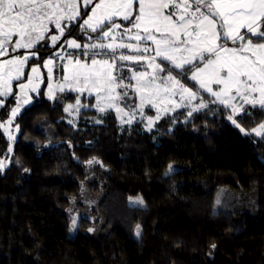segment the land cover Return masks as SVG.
<instances>
[{"label": "trees", "instance_id": "1", "mask_svg": "<svg viewBox=\"0 0 264 264\" xmlns=\"http://www.w3.org/2000/svg\"><path fill=\"white\" fill-rule=\"evenodd\" d=\"M71 98L33 94L9 156L0 127V162L11 157L0 172V264H264V138L221 107L168 114L151 131L90 110L74 127ZM253 113L238 119L251 127L264 118ZM137 196L143 205L129 201Z\"/></svg>", "mask_w": 264, "mask_h": 264}, {"label": "snow or ice", "instance_id": "2", "mask_svg": "<svg viewBox=\"0 0 264 264\" xmlns=\"http://www.w3.org/2000/svg\"><path fill=\"white\" fill-rule=\"evenodd\" d=\"M81 8L86 18L81 17ZM121 21L127 22V26ZM73 24L85 32L89 40L94 38L92 33H97L95 39L99 42L81 44L74 38L64 40L61 48L66 45L81 49V56L88 59L65 57L59 51L54 53L61 60L67 59V65L63 66L64 83L57 88L63 92L65 83L71 81V91L89 95L94 92V106L101 113L114 108L122 122L127 116L126 122L131 124L135 112L126 113L118 104L128 95L127 91L119 90L131 88L139 95L141 114L146 103L157 109L155 118H147L150 130L160 116L158 102L163 99L171 102V97L177 94L182 101L191 102L197 97V92L186 87L182 79L196 81L200 89L215 98L213 103L218 101L230 108L232 115L228 119L234 124V115L244 104L264 109V0H0V57H7L0 59V97L13 94L12 82L24 76L30 57L41 59L36 46L43 41L41 47H46L50 41L54 48L57 47ZM118 37L119 43L116 42ZM125 38L136 43H124ZM118 49H127L137 55L117 54ZM19 50L27 51L12 55ZM101 56L107 58H98ZM122 62L144 63L151 71L129 68L132 75L127 77ZM53 64L52 58L43 63L48 69L49 80ZM39 72L40 67L33 65L27 82L18 84L16 107L11 110L6 124H0L6 132L21 104L29 103L28 92H37L34 80L39 79ZM161 92L167 94L166 97L162 98ZM48 97L56 99L51 83L48 84ZM237 99L242 101L239 106L232 103ZM3 104L0 100V107ZM81 107L87 105H82L77 97L75 104H68L64 111L79 113ZM205 107L207 104L201 97L199 108ZM16 127L19 130V125ZM252 131L264 136V123ZM13 139L9 135V140ZM8 151H12L11 147ZM94 162L98 163L88 161L89 164ZM3 167L4 163L0 162V170ZM171 170L172 165H169ZM129 201L133 205L144 204L140 196L129 197ZM72 226L75 227L74 219ZM135 234L140 235V225L136 226Z\"/></svg>", "mask_w": 264, "mask_h": 264}, {"label": "rangeland", "instance_id": "3", "mask_svg": "<svg viewBox=\"0 0 264 264\" xmlns=\"http://www.w3.org/2000/svg\"><path fill=\"white\" fill-rule=\"evenodd\" d=\"M85 10L83 8H81V17L84 15ZM82 18H86V16L82 17ZM121 23H123L125 26H127V22L121 21ZM119 31V30H118ZM94 38L89 40L88 39V35L85 32H82L75 24L70 26V32L66 31L64 37L61 38V40L58 42V44H64V40L66 38H74L77 40L78 43L84 44V43H96L99 42L95 39V37L98 35L97 33H92L91 34ZM15 39V38H14ZM105 42H109V41H105ZM117 43L121 42L119 37L117 38ZM124 43H136L135 41H128L127 38H125L123 40ZM45 42H41V44H44ZM41 44H38L36 46V48L40 49V51L44 52V54H41L39 51V56L41 57L40 60H37L35 57H30V59L27 62V65L24 68V76L21 77L20 81H13L12 82V92L13 94L8 95L7 97H0V100L4 101V104L2 107H4L6 105V103L8 102V99L10 97H12L14 94H16L15 96V103L13 108L16 107V97L19 95V88H18V84L21 82H27V76L31 74V67L33 65H38L40 67V72H39V79L38 80H34V83H36L38 85V90L37 92H39V90L41 89V87H45V95L48 97V84L51 83L52 87H53V91H54V95L55 97L59 96L62 93H66L68 95H72V98L70 101L65 103V107H67L68 104H75V99L77 97L80 98L81 100V104L82 105H87V107H81L79 113H76L75 111L72 112V114H69L68 112H65V118L66 121L74 126V127H78L79 123H80V117L82 115L83 111H90V110H95L99 115H104L105 113H107L108 111H112L115 116L117 117L120 125L122 128L126 127V126H132L135 125L136 123H139V125L146 131H151L154 130L156 128V124L157 122L164 116L171 114L173 115L174 113H176L177 111L183 110L185 111L184 116H183V120H187L188 118H190L195 112H200L203 111L205 109H209L212 107H221L225 110L227 117L229 115H232V111L230 108L225 107L224 105L220 104L218 101L213 103L212 101L215 99L214 97H212L208 92L204 91L203 89L199 88V84L196 81H192L191 79H188L187 81L185 80H181L182 83L185 84L186 87L191 88L193 91L197 92V97L193 100H191V102H189L188 100H181L179 94L172 96L171 97V102H168L166 99H163L161 102H158V107L160 108V116L159 119H155L154 123L151 127V129L149 130V128L147 127V118L148 117H153L155 118L157 116V109L153 108L151 106H149L147 103L144 106L143 109V114H141L138 106L140 104V98L139 95L133 91L131 88L129 89H120L119 91H127L128 95L127 97H125L123 100L119 101L118 104L120 107H122L124 109V112L126 113H131V112H135L134 118L132 120V123L129 124L127 123V116H124L123 119L125 122H122L120 116H118V114L116 113L114 108H110V109H106L105 112L101 113L100 111H98V109L94 106L96 104V99H95V93L93 92L92 95H89L87 92H84L83 94L78 93L76 91H71L69 90V86L71 85V81L65 83V91L61 92L59 91V89L57 88V85L60 83H64L62 80L63 75L65 74L63 71V66L67 65V59L65 58L64 60H61L59 57H57L56 55H54V53H56L57 51H59L61 53V55L67 57L69 55L75 57V58H80V59H88V57H83L81 56V49H72V48H68L66 45H64L63 48L59 47L58 49L54 50L55 48L52 46L51 42L48 41L47 42V46L46 47H41ZM57 44V46H58ZM141 46L143 47V43L141 44ZM36 49H33L32 51H35ZM27 50H19L18 52L12 53V55H22L26 52ZM50 54H46L48 52H50ZM53 51V52H52ZM96 51H100V50H96ZM46 52V53H45ZM123 52L126 55H137V53L131 52L130 50L127 49H118L117 50V54ZM149 55H151V53H149ZM48 58H52L54 60V64L51 65L50 67L52 68V79L49 80L48 78V69L43 67V63L46 59ZM100 59H104L107 57L101 56L98 57ZM0 59H7V57H0ZM125 67L123 69L124 75L127 77H131L132 72L129 71L128 69L131 68L134 71H151V69H148L146 64L141 63V64H136L134 62H122ZM72 66H69V69L71 70ZM175 74V73H174ZM179 78V77H178ZM129 81L126 79L125 83H128ZM159 82V81H158ZM132 84H135V81H131ZM195 85V86H194ZM74 86V85H73ZM213 89L216 90L217 86L216 85H212ZM37 92H28V96L30 98L29 103L27 104H21L20 110L17 113V115L15 116V118L12 120V123L10 125H7L8 127V131L6 132L5 129L2 127L3 131L5 132V134L7 135L8 139H9V135L13 136L14 139L13 140H9L10 141V147L13 151V147H14V143L18 137V133L19 130H17V123H16V117L23 111V109L28 106L31 101H32V95L37 93ZM167 94L161 92V97H166ZM201 97L203 98L204 102L207 104V107L205 108H199V103H200V99ZM49 98V97H48ZM53 100V99H52ZM232 103L237 104L238 106L242 103V101H240L239 99H237L236 101H233ZM176 105H180V106H176ZM102 106H104L102 104ZM0 107V110L1 108ZM12 108V109H13ZM194 108H198L197 111H193ZM255 108H261L259 105L253 107L251 104H244L243 105V109L238 111L235 115H234V119L236 121V123L234 124L235 126H237V124L239 125V129L241 130L244 129L243 134L245 135H249L251 137H253L255 140H259L261 138H264V136H257L255 134V132L252 131V129L257 128V126L261 123H264V118L263 120H261V122H259L258 124H254L251 127H246L244 126L238 119V117L242 114L245 113H249V114H254L253 111ZM165 109H168L167 111H165ZM264 110V109H263ZM192 112V115L189 116L188 113ZM99 115L96 116H91L89 117V121L91 123H97V121L99 120L100 122H102V118L99 117ZM123 115V114H121ZM11 117V112L9 115V118ZM7 118L5 121H3L1 124H6V122L8 121ZM71 121V123H70ZM11 151V152H12ZM8 151V156L11 153ZM5 165V167H3L2 170H0V172H3L5 170V168L9 165V163L11 162V157L8 158H4L2 159V161ZM83 203L88 204V202H86L85 200H83ZM83 215H86L89 217V214L87 212H82ZM79 214H75L74 215V220H75V227L72 226V231H76L77 229V225H78V221H79Z\"/></svg>", "mask_w": 264, "mask_h": 264}, {"label": "crops", "instance_id": "4", "mask_svg": "<svg viewBox=\"0 0 264 264\" xmlns=\"http://www.w3.org/2000/svg\"><path fill=\"white\" fill-rule=\"evenodd\" d=\"M161 75H164L163 73Z\"/></svg>", "mask_w": 264, "mask_h": 264}, {"label": "water", "instance_id": "5", "mask_svg": "<svg viewBox=\"0 0 264 264\" xmlns=\"http://www.w3.org/2000/svg\"><path fill=\"white\" fill-rule=\"evenodd\" d=\"M60 44H58V46H59Z\"/></svg>", "mask_w": 264, "mask_h": 264}]
</instances>
